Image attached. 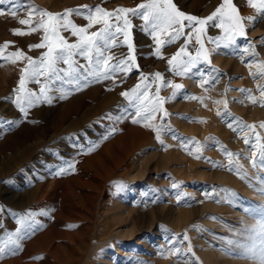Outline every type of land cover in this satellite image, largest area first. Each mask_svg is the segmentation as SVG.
Segmentation results:
<instances>
[{
  "label": "rangeland",
  "instance_id": "obj_1",
  "mask_svg": "<svg viewBox=\"0 0 264 264\" xmlns=\"http://www.w3.org/2000/svg\"><path fill=\"white\" fill-rule=\"evenodd\" d=\"M143 2L7 0V3L0 4V9L4 10V14L0 15V46L10 42L4 49L5 56L22 50L34 59L46 50L29 48V45L41 41L42 31L25 35L13 32L14 29H21L28 33V26L21 25L19 20L27 18L29 5L62 13L67 8L84 5L102 6L112 11L120 6L136 7ZM222 2L174 0L182 11L198 17L210 15ZM234 3L242 16L256 18L254 25L247 27L246 33L256 55L241 56L239 51L222 46L217 49L215 44L208 42L207 36H219L221 30L209 27L205 47L211 53V64H203L200 68L205 76H218V79L203 87L199 75L176 76L169 70L166 59L150 55L154 52V42L150 35L140 30L143 21L139 17H131L140 70L144 73L159 71L165 81L183 85L182 89L175 90L177 94L174 98L171 86H163L160 91V95L166 98L164 108L170 113L164 121L166 128L161 133L164 145L143 124H133L130 119L115 124L101 119L108 112L117 114V105L128 103L120 93L139 82L138 72L126 78L118 75L115 85L112 80L93 83L79 92H72L64 100L56 99L51 105H37L28 110L25 119L11 101L15 98L14 90L27 61L13 64L0 58V119L18 121L11 128L0 124V205L18 214L28 210L40 212L41 209L48 213L36 217L42 227L24 237L19 250L0 259V264H184L185 259L190 264H209L203 256V251L208 250L216 259L212 264H256L242 255V245L251 239L246 229H251L259 220L247 210L264 206V195L235 172L214 167L204 158H195L167 130L170 125L176 135L195 138L203 146L202 157L220 164L228 163L221 147L241 153L239 163L247 170L249 178L257 176V170L246 158L252 149L217 115L218 110L224 112V104L215 103L226 100L232 117L247 124L264 122V106L251 103L248 94L239 91L250 89L251 95L259 97L258 88L264 86V76L253 78L250 75L259 71L256 61H264V18L248 6L246 0H234ZM13 4L22 5L16 17L8 12ZM83 11L86 15L87 10ZM70 18L78 26L87 24L81 15L72 14ZM245 23L248 25V21ZM99 27L94 25L90 31ZM63 35L70 42L76 40L68 32ZM183 43L182 38L166 45L162 49L163 56L170 58ZM238 45L243 48L247 42L241 39ZM196 47L198 45L193 40L189 45L193 55ZM106 55L121 58L127 55V47H114ZM77 60L80 64L85 63L83 58L77 57ZM59 66L66 67L62 63ZM217 69L219 73L215 71ZM27 86L38 91L39 86L34 82H29ZM151 91L154 93L155 85ZM189 96L204 99H189ZM98 119L101 121L99 124L95 123ZM33 120L37 122L33 123ZM156 122L159 123V119ZM112 126L118 131L108 139L100 140L106 127ZM257 131L264 136V130L257 128ZM82 132H87L88 139L97 141L99 146L90 153L77 155L78 150L69 145L78 138L87 147ZM191 147L194 149L195 145ZM55 152H59L65 160L74 159L75 171L62 176L50 171L47 165L61 164L52 154ZM9 180L13 183H4ZM252 183L256 188L260 187L259 181L253 180ZM121 184L126 187L118 189ZM173 184L178 187H173ZM212 189L223 202L205 197L204 193ZM221 189H228L238 196L229 203L227 194ZM183 193L187 196L177 202V194ZM3 223L0 236L5 231L15 232L18 227L16 218L7 212ZM185 233L189 237L187 241L183 240ZM170 242L187 255H173L168 250ZM189 245L191 253L187 252Z\"/></svg>",
  "mask_w": 264,
  "mask_h": 264
},
{
  "label": "snow or ice",
  "instance_id": "obj_2",
  "mask_svg": "<svg viewBox=\"0 0 264 264\" xmlns=\"http://www.w3.org/2000/svg\"><path fill=\"white\" fill-rule=\"evenodd\" d=\"M5 3H7V0H0V4ZM246 3L264 18V0H246ZM21 6L13 4L8 9L9 14L16 17ZM28 8L27 18L19 20L21 25L28 26V33L21 29H14L13 32L16 35H25L42 31L41 41L29 45V48L46 50L41 53L39 58L34 59L27 56L22 50L8 53L5 56L4 49L8 48L10 42H5L3 46H0V58L11 61L13 64L21 60L27 61L26 66L21 69L18 87L14 90L15 98L11 101L25 119L28 117V110L37 105H51L56 99L64 100L72 92H79L93 83L112 80L115 85L118 75H123L126 78L130 74L138 72L139 82L130 90L120 93V96L128 103L117 105V114L113 115L112 112H108L101 119L113 121L114 124L129 119L133 124H143L145 128L151 129L155 133L156 139L161 145H164L161 133L166 128L164 121L170 113L164 108L166 98L160 95V91L163 86H171L174 89L172 97L174 98L177 94L175 90L182 89L183 85L165 81L164 75L159 71L144 73L140 70L133 42L132 30L134 25L131 17H139L143 21L140 30L151 36L155 47L154 52L150 55L166 59L169 70L176 76L199 75L201 87L218 79V76H205L200 68L203 64H211V53L205 47V37L209 27L221 30L219 36H207L208 42L215 44L217 49L222 46L225 49L231 48L234 51H239L241 56L256 55L254 46L247 41L246 34L247 27L254 25L256 18L242 16L234 0H223L206 17H198L182 11L174 3V0H144L136 7L120 6L112 11L102 6L89 5L67 8L62 13H53L35 5H29ZM85 9L87 10L86 15L83 11ZM3 14L4 10L0 9V15ZM72 14L83 16L87 20V24L78 26L70 18ZM245 21H248V25ZM94 25H100V27L96 31H90ZM64 32L76 37L75 42H70L69 38L63 35ZM182 38L184 43L181 47L170 58H165L162 49ZM241 39L247 42L246 47H239L238 41ZM193 40L198 45L195 49V55L189 51V45L192 44ZM120 45L127 47L126 56L117 58L113 55H106L110 49ZM77 57L83 58L85 63L80 64ZM61 63L66 67H60ZM256 64L259 71L250 73V75L253 78L264 76V61L257 60ZM215 71L219 73L218 69ZM29 82L36 83L39 86L38 91L30 89L27 86ZM153 85H155L154 93L151 91ZM108 90L111 91L112 89ZM227 90L225 89V91ZM239 91L247 93V98L251 103H260L264 106V86L258 88L259 97L251 95L252 90L250 89H239ZM187 98L200 101L204 99V97L197 96ZM215 103L224 104V112L221 113L218 110L217 115L224 119L227 126L237 132L238 138L242 139L245 145L252 149L250 155L246 158L249 159L251 167L257 170L256 177L249 178L247 170L239 163L238 157L242 155L241 153H233L226 147H221L220 150L228 163L220 164L212 161L211 158L202 157L203 146L195 138L176 135L175 130L171 129L170 125L167 126V130L172 132L174 138L180 140L181 146L189 150L195 158H204L214 167H224L230 172H235L240 179L246 181L261 195H264V175H262L264 173V136L260 131H257V128L264 130V122L259 125L247 124L239 118L232 117V114L228 111L226 100H217ZM130 109L133 111H130ZM157 119H159V123L156 122ZM32 122L36 123L37 121L33 120ZM100 122V119H98L95 123L99 124ZM17 123L16 120L0 119V124H6L9 128ZM116 131L118 129L115 126L106 127L105 133L100 136V140L108 139ZM241 132H243V135H240ZM81 135L87 141V147L85 144L80 143L78 138L69 145L78 150L77 155L85 152L90 153L99 146L97 141L88 139L87 132H82ZM68 139L72 140V137ZM208 139L214 140L215 138L209 137ZM192 145H195L194 149L191 147ZM52 154L63 165H47L55 175L62 176L75 171L76 161L74 159L71 161L65 160L59 152ZM253 180L259 181V188L253 185ZM4 183H13V181H4ZM123 187H126V185H118V189ZM173 187H178V185L173 184ZM221 191L227 194L229 203H231L232 198L238 196L237 193L230 192L228 189H221ZM204 195L207 199H216L218 202H223V199L217 196L215 189L206 191ZM184 196H187V193L177 194V202H180ZM247 211L254 217L258 216L259 220L251 229H246V231H249L251 239L242 245V255L254 260L256 264H264V206L248 209ZM5 212L16 218L18 227L15 232L5 231V234L0 236V259L19 250L20 241L42 227L40 221L36 219L38 215H48L43 209L40 212L28 210L23 214H18L0 205V228H4L3 216ZM68 227H75V225H69ZM194 227L199 228V226ZM188 239L189 237L185 233L183 240L187 241ZM236 243H239V241ZM168 250L177 257L187 255L180 247H176L171 242ZM187 252H192L191 245H189ZM163 254L164 250L162 249L161 255ZM141 264H146V262H141ZM184 264H190L189 260L185 259Z\"/></svg>",
  "mask_w": 264,
  "mask_h": 264
},
{
  "label": "bare ground",
  "instance_id": "obj_3",
  "mask_svg": "<svg viewBox=\"0 0 264 264\" xmlns=\"http://www.w3.org/2000/svg\"><path fill=\"white\" fill-rule=\"evenodd\" d=\"M142 170L139 171V173H141ZM143 176V175H142ZM121 208V207H120ZM121 211V210H119ZM120 213V212H119ZM203 256L205 258V260L209 263V264H212V263H215L216 262V259L214 258V255H212L211 251H203ZM218 263V262H217Z\"/></svg>",
  "mask_w": 264,
  "mask_h": 264
}]
</instances>
